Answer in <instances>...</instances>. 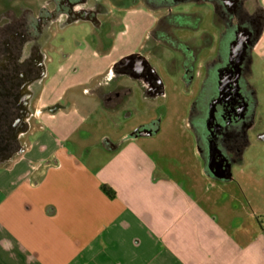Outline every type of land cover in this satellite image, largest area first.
<instances>
[{
  "label": "crops",
  "instance_id": "obj_1",
  "mask_svg": "<svg viewBox=\"0 0 264 264\" xmlns=\"http://www.w3.org/2000/svg\"><path fill=\"white\" fill-rule=\"evenodd\" d=\"M41 1L0 0V16ZM108 20L73 18L59 33L89 26L95 46L61 35L46 54L27 143L0 162V264H264L253 144L223 171L200 131L159 122L156 97L114 71L133 54L113 55L123 19Z\"/></svg>",
  "mask_w": 264,
  "mask_h": 264
},
{
  "label": "flooded vegetation",
  "instance_id": "obj_2",
  "mask_svg": "<svg viewBox=\"0 0 264 264\" xmlns=\"http://www.w3.org/2000/svg\"><path fill=\"white\" fill-rule=\"evenodd\" d=\"M103 1L42 0L36 13L20 7L19 14L0 16V162L13 157L27 143L33 102L46 75L45 50L56 49L51 45L53 36L75 17L100 23V17L110 14ZM106 1L117 8L124 6V0ZM140 1L159 12L151 32L153 45L158 43L174 51L179 59L172 61L180 67L184 83H192L196 67L201 70L190 121L205 143H213L210 148H214L215 161L226 171L249 144L250 133L264 140V131L258 130L263 124V113L258 111V88L251 82V48L261 32L263 15L245 13L241 0H206L232 15L235 25L225 22L220 32V26L213 21V35L202 33L198 42L195 38L179 41L174 35L177 23L189 15L173 14L171 9L195 0ZM131 2L134 6L137 0ZM179 15L183 20L175 19ZM205 50L210 56H201ZM200 59L202 63L198 65ZM114 71L137 80L146 96L163 94L162 82L145 54H133L131 59L115 65Z\"/></svg>",
  "mask_w": 264,
  "mask_h": 264
},
{
  "label": "rangeland",
  "instance_id": "obj_3",
  "mask_svg": "<svg viewBox=\"0 0 264 264\" xmlns=\"http://www.w3.org/2000/svg\"><path fill=\"white\" fill-rule=\"evenodd\" d=\"M104 1V5L110 11L107 19L111 20L117 17L123 19L119 24L109 22V24H111L109 31L111 32V39L108 42V46L114 47L113 55L145 54L148 62L155 68L162 82L163 94L156 97L155 103L158 107L154 109V111L156 110L155 115L158 116L159 122H161V116H164L166 120L167 117H169V125L179 129V131L187 126L194 127L190 121V115L200 86L199 76L201 75V70L196 67L194 80L187 86L182 80L180 67L172 61L175 58L179 59L178 56H175L174 51L158 43L153 45V34H151V32L153 33L155 29L159 12L143 5L140 0H137L134 6L131 0H124V9L132 7L137 11L135 15H127V9L121 11L110 2ZM241 1L242 10L245 13L261 14L263 15L261 19H264V0ZM171 12L173 14L189 15L188 17L186 16L184 20L182 19L183 17L179 18L180 15L175 17L178 21L180 19L183 20L182 23H177V27L174 31V35L179 41H187L191 38H195L198 42L199 36L202 33L213 35L216 31L213 21L216 22L217 26H220V32L224 29L225 22H230L231 25H235V19L232 15L227 14L218 5H213L206 0L180 3L173 6ZM87 29L89 31V26L71 25L64 29L62 34H56L57 37L51 41V45L58 48L62 35L69 40L68 44L65 45V49L72 50L75 47L76 41H80L81 38L84 40L81 41L84 46L91 45L94 47L95 39L92 35H87ZM243 48L245 47L243 46ZM54 51L55 49H50L47 55L53 58L55 55ZM201 56L207 57L210 56V53L205 50ZM251 56L254 61L251 82L258 88V111L263 113V124L258 130L264 131V23L257 41L251 48ZM201 61L202 59L199 60L200 63H198V65L202 63ZM182 131L185 132V130ZM179 137L183 139L180 135ZM249 137L251 144H253L250 149L251 159L258 160L257 165L251 167V170L259 179V195L264 196V166H261L264 164V140L257 139L256 133H250Z\"/></svg>",
  "mask_w": 264,
  "mask_h": 264
},
{
  "label": "water",
  "instance_id": "obj_4",
  "mask_svg": "<svg viewBox=\"0 0 264 264\" xmlns=\"http://www.w3.org/2000/svg\"><path fill=\"white\" fill-rule=\"evenodd\" d=\"M132 57H133V55H128V56L122 58L121 60H119L117 64H121L123 61H127V60L131 59ZM139 134L142 136H147V135H150V132L149 131H141ZM211 145L213 146V143H211Z\"/></svg>",
  "mask_w": 264,
  "mask_h": 264
}]
</instances>
